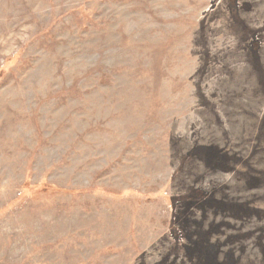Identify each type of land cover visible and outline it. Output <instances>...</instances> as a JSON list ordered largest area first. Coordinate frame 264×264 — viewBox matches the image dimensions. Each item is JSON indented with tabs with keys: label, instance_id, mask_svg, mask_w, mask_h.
<instances>
[{
	"label": "rangeland",
	"instance_id": "374dc122",
	"mask_svg": "<svg viewBox=\"0 0 264 264\" xmlns=\"http://www.w3.org/2000/svg\"><path fill=\"white\" fill-rule=\"evenodd\" d=\"M0 264H264V0H0Z\"/></svg>",
	"mask_w": 264,
	"mask_h": 264
}]
</instances>
